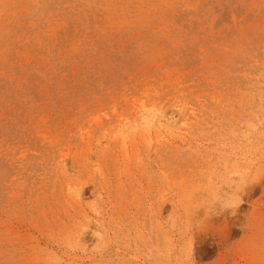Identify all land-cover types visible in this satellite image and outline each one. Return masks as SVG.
Listing matches in <instances>:
<instances>
[{
	"label": "rangeland",
	"instance_id": "374dc122",
	"mask_svg": "<svg viewBox=\"0 0 264 264\" xmlns=\"http://www.w3.org/2000/svg\"><path fill=\"white\" fill-rule=\"evenodd\" d=\"M0 264H264V0H0Z\"/></svg>",
	"mask_w": 264,
	"mask_h": 264
},
{
	"label": "bare ground",
	"instance_id": "6f19581e",
	"mask_svg": "<svg viewBox=\"0 0 264 264\" xmlns=\"http://www.w3.org/2000/svg\"><path fill=\"white\" fill-rule=\"evenodd\" d=\"M139 113H140L139 123L140 124H146L149 129H152L155 126L161 127L163 124L168 123V119H166L163 116V114L160 112V109H158V108L152 107L149 109V108H146V106L144 104H142V105H140ZM90 121L92 122V124L97 125L100 123V117H98V116L94 117ZM134 122L137 123V120L136 119L133 120V123ZM129 125H131V124L128 123V121H126V122L122 123L120 126H121V128H123L124 126L127 127ZM129 127H131V126H129ZM87 134H88V131H87ZM132 137H131V139H132ZM126 138H127V136L122 139L123 144H126V141H125Z\"/></svg>",
	"mask_w": 264,
	"mask_h": 264
}]
</instances>
